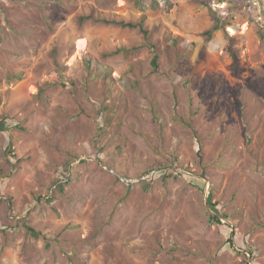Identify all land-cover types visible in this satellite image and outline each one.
Returning a JSON list of instances; mask_svg holds the SVG:
<instances>
[{
  "label": "rangeland",
  "instance_id": "1",
  "mask_svg": "<svg viewBox=\"0 0 264 264\" xmlns=\"http://www.w3.org/2000/svg\"><path fill=\"white\" fill-rule=\"evenodd\" d=\"M1 124L0 264H264V0H0Z\"/></svg>",
  "mask_w": 264,
  "mask_h": 264
},
{
  "label": "trees",
  "instance_id": "2",
  "mask_svg": "<svg viewBox=\"0 0 264 264\" xmlns=\"http://www.w3.org/2000/svg\"><path fill=\"white\" fill-rule=\"evenodd\" d=\"M120 25L124 26V27H129V28H139L140 31L145 35L147 36L148 35V31L144 28L143 26V23H138V24H133V23H120ZM219 25H216L211 31L208 32V36L211 37V35L219 30ZM230 51V55L232 57V60H233V65L234 66H237L238 63H239V60H238V54L236 53V51L232 48L229 49ZM153 64L155 67H157V56L154 57V60H153ZM3 124L0 125V130L3 131ZM210 203H211V208H212V211L214 212L213 214H209V220L211 223H216V224H219V225H223V223L221 222L220 220V217H219V209L217 207V203H213L212 199L210 200ZM29 230L30 232L32 233V235L34 237H38L39 234L36 233V231L33 229V228H30L29 227Z\"/></svg>",
  "mask_w": 264,
  "mask_h": 264
}]
</instances>
